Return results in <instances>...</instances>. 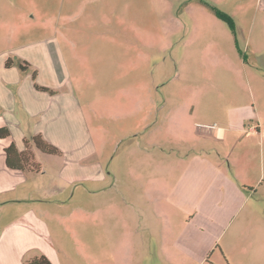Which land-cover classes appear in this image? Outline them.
I'll use <instances>...</instances> for the list:
<instances>
[{
    "label": "rangeland",
    "instance_id": "obj_1",
    "mask_svg": "<svg viewBox=\"0 0 264 264\" xmlns=\"http://www.w3.org/2000/svg\"><path fill=\"white\" fill-rule=\"evenodd\" d=\"M1 1L0 51L35 41L41 54L40 46L52 39L56 50L42 53L46 78L56 90L78 99L86 95L95 104V114L86 117L94 146H85L90 168L83 173L96 174L98 161L105 178L69 186L65 213L67 221L85 227L77 245L90 257L85 264H169L164 255L182 250L187 229L197 224L210 230L207 249L199 253L201 234L191 231L198 253L185 263L264 264L262 5ZM169 108L218 112L186 116L169 129L178 135L172 144L160 140V115ZM235 111L244 114L243 129L230 128ZM70 118L74 125L80 120L77 110ZM196 135L213 140L197 145L190 141ZM64 150L74 155L71 147ZM256 182L255 193L245 198ZM190 201L206 207L205 216L194 213ZM110 223L116 225L114 241ZM97 226L100 239L92 243L88 232Z\"/></svg>",
    "mask_w": 264,
    "mask_h": 264
},
{
    "label": "crops",
    "instance_id": "obj_2",
    "mask_svg": "<svg viewBox=\"0 0 264 264\" xmlns=\"http://www.w3.org/2000/svg\"><path fill=\"white\" fill-rule=\"evenodd\" d=\"M256 3L264 8V0H256ZM0 8L3 9L1 0ZM3 18V10H0L2 24ZM9 34L14 36L13 31ZM29 34L30 30H23L24 36ZM35 44V41H25V44L11 48L7 54L0 51V131L7 133L6 137H0V264H24L41 256L51 264H85L86 259L90 257L77 246L81 241L79 236L82 237L85 227L81 221H67L65 213L71 205L67 198L69 186L85 180L94 182L105 178L98 161L95 163L98 167L96 165L94 167L98 170L96 174L83 173V170L90 168L86 165L90 156L85 154L89 151L85 146L88 144L94 146L86 117L90 118L91 113L95 114V104L89 102L86 95L78 99L56 90L53 87V80L46 78L45 56L42 55L45 49L48 52H52V48L56 50V45L51 39L48 41L49 45L40 46L41 54H38L34 49ZM12 54L16 56L15 62L10 57ZM52 73L53 69L50 75ZM71 110H77L80 117L75 125L70 124ZM213 112L218 111L193 112L191 108L186 113L183 110L169 108L166 113L160 115L162 116L160 123L163 124L160 140L175 144L178 135L169 131L172 126L180 124L186 116L196 114L204 116L207 113L212 115ZM235 112L237 114L230 115L231 122L233 117L230 128L243 129V119L241 124L239 122L244 114H241V111ZM72 132H76V135ZM34 137H39L53 148L55 153L48 154L36 148L31 141ZM203 139L213 140L211 136L196 135L190 138V141L200 145ZM10 146L24 156L25 163L21 168L7 166L5 150ZM68 147L73 150L74 155L71 157H68L64 150ZM195 156L199 160L202 158L201 155ZM219 173L223 175L220 171ZM191 175L192 172L189 174V180ZM227 182L239 191L236 183L229 180ZM257 185L258 182L248 189L250 191L244 195L245 198L252 197ZM224 200L227 203L228 194ZM187 205L200 217L205 216L203 212L206 207L195 201H190ZM73 208L75 211L79 210V207ZM195 228L196 230L187 229L188 232L182 238L184 245L182 250L177 249L178 253L164 255L165 259L170 261L169 264H180L182 261L185 263L194 259L198 249L195 233L191 231L201 234L199 253L206 252V239L210 235V230L200 224ZM115 230L116 225L110 223L109 241L115 240ZM88 233L91 235L92 243L99 241L98 226L97 230L94 228Z\"/></svg>",
    "mask_w": 264,
    "mask_h": 264
},
{
    "label": "trees",
    "instance_id": "obj_3",
    "mask_svg": "<svg viewBox=\"0 0 264 264\" xmlns=\"http://www.w3.org/2000/svg\"><path fill=\"white\" fill-rule=\"evenodd\" d=\"M7 65V63H6ZM23 69L24 67L21 66ZM7 133L0 131V137H6ZM32 143L36 146V148L46 152L48 154H54L55 150L51 148L49 145L44 143L39 137H34L31 139ZM5 158L6 164L10 168H21L22 164L25 163V158L23 155L17 152V150L10 146L5 150ZM24 264H51L44 256L36 257L26 261Z\"/></svg>",
    "mask_w": 264,
    "mask_h": 264
}]
</instances>
